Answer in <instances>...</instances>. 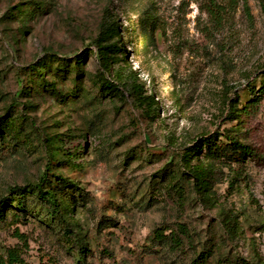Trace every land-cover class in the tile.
<instances>
[{"label":"rangeland","instance_id":"374dc122","mask_svg":"<svg viewBox=\"0 0 264 264\" xmlns=\"http://www.w3.org/2000/svg\"><path fill=\"white\" fill-rule=\"evenodd\" d=\"M247 2L218 0L217 26L196 0H0V200L67 180L55 191L86 264H264V165L225 149L264 158V11ZM105 26L110 74L94 55ZM26 218L0 220V257L79 264L63 224Z\"/></svg>","mask_w":264,"mask_h":264},{"label":"trees","instance_id":"16d2710c","mask_svg":"<svg viewBox=\"0 0 264 264\" xmlns=\"http://www.w3.org/2000/svg\"><path fill=\"white\" fill-rule=\"evenodd\" d=\"M203 6L204 12L210 17V20L217 26H220L222 20L220 19V9L222 5L218 3V0H196ZM239 0H228L229 7H235ZM262 1V10L264 11V0ZM246 10L248 11V2L247 0H242ZM249 14V12H248ZM119 34L118 29L111 27L107 28L106 26L101 30L99 34V38L96 42V51L94 53L97 58L96 61L102 67V70L106 74H110V65L114 63L115 56L113 52L116 50V46L114 44L102 46V44L108 41L109 37H117ZM86 54H79L75 58V63L79 64L82 62ZM55 61L60 65V67L66 66V61L63 58L56 57ZM32 70H35L34 68ZM36 74V73H35ZM39 76V75H38ZM41 79V78H40ZM99 91L101 93L107 92L112 93L118 91L117 86L109 79L102 78L101 76L98 78L97 85ZM53 88V86H52ZM259 95L258 97L264 96V83L258 89ZM248 106L239 109L236 111L235 117H238L240 113L247 110ZM233 111V110H232ZM235 113V110L234 112ZM239 113V114H238ZM0 119V137H2L3 129L1 125ZM210 140L204 139L202 146H206L210 149L209 145ZM225 149H228L231 152L232 156L242 159L252 158L253 160H257L258 162H262L264 165V158L257 155L250 147L241 145L237 141L232 138L227 139V143L225 144ZM201 149H197L195 154H199ZM189 155V154H188ZM234 158V157H233ZM195 181L202 182L205 181L204 172L198 171L193 175ZM57 186L55 189L52 187H47V180L43 177L37 183L27 184L23 187H14L11 192V197L8 199L3 198L0 200V220H4L7 214L10 212L12 219L19 220L20 218H25L32 216L34 213H39L40 216L50 222V224L54 226H61V230L64 231L63 236L67 238L68 249L75 253L77 257V263L86 264V258L88 255V248L86 243L81 240H76L73 235L70 234V229H68V225L63 223L62 220V208L60 198L57 197L60 193H57L55 190L65 191L69 188V183L67 180L58 179ZM22 237V236H21ZM156 242L161 243L166 239L164 232L155 231ZM179 242V241H178ZM205 258L199 256L191 261L190 264H207ZM0 264H25L20 248L13 247L6 250L5 254L0 257Z\"/></svg>","mask_w":264,"mask_h":264}]
</instances>
